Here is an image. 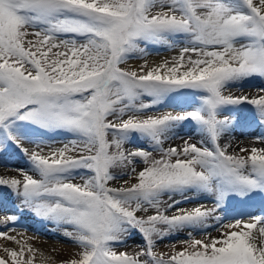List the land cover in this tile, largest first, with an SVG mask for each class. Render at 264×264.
<instances>
[{
  "label": "snow or ice",
  "instance_id": "6c2138e0",
  "mask_svg": "<svg viewBox=\"0 0 264 264\" xmlns=\"http://www.w3.org/2000/svg\"><path fill=\"white\" fill-rule=\"evenodd\" d=\"M149 45L176 54L149 64ZM257 78L264 0H0V152L27 158L0 189L76 247L60 264H264V135L222 143L245 108L264 128V86L244 92ZM17 223L0 218L17 245L0 264H54Z\"/></svg>",
  "mask_w": 264,
  "mask_h": 264
},
{
  "label": "rangeland",
  "instance_id": "374dc122",
  "mask_svg": "<svg viewBox=\"0 0 264 264\" xmlns=\"http://www.w3.org/2000/svg\"><path fill=\"white\" fill-rule=\"evenodd\" d=\"M148 51L150 55L147 57V60L159 55H168L171 54L169 52L175 51V50H168L163 47L159 46H148ZM131 62H139L140 64L144 63L143 59H131L128 61L127 66H131ZM264 83V80L261 79H253L246 83ZM245 89V88H244ZM257 88H250L249 90H256ZM180 111V107H174L173 105L164 106L159 109V111ZM241 118V123L237 126L238 128H241V130L245 131H251L253 127L257 128L259 125L252 121L251 119V112L245 108V110L239 114ZM253 126V127H252ZM191 125H186L184 128L179 129V133L181 136H186L189 134ZM238 130V129H237ZM29 134L33 137H37L40 134L38 132L33 131L32 129H29ZM260 131L264 132V128L260 127ZM49 136H55L57 137L58 141L65 139L63 135H55L50 134ZM46 138V137H45ZM199 138L198 136L196 137ZM254 138V137H251ZM52 140H56V138H53ZM180 141V140H179ZM140 141H137L139 143ZM228 142L226 139L222 140V143ZM23 146L29 149V146H31V143L28 140H24ZM166 147L169 145H165ZM30 148L29 150H31ZM27 163V158L18 150L15 146H12L7 149V151L0 152V167H16V168H22L25 167ZM0 218H3L7 216L8 214H15L18 217V223L14 226V230H9V235L17 236L18 239H28V242L32 244L35 240L41 239L43 244L46 246L47 251L49 252V256L53 257L54 264H60V261L65 260L68 258V256L75 252L77 249L76 247L67 239H65L59 231H57L53 225L48 223H41L39 219L34 218L28 211H22L18 210L19 207V201L12 196L9 192L5 191L4 189H0ZM190 204V203H188ZM193 205V204H192ZM9 206V207H8ZM262 205L257 198L255 201L250 202L248 204H240L236 201H233L230 206H228V209L226 212L220 213L221 215H227L229 218L236 216L237 213L240 212H258L261 209ZM11 226H0V230H8ZM213 235H217L218 233L213 230ZM37 236V237H35ZM186 236V233H180L178 236L165 239L163 241H159L157 248L155 249L157 252H167L170 249V245L174 242H177L179 240H183ZM5 243V245H3ZM12 241H7L3 238H0V246H8V247H17L13 244ZM142 243L141 236L139 234H133L130 239L127 241V245H139ZM43 244H32L33 247H42ZM167 246V247H166ZM179 246V245H178ZM55 249V251H53ZM125 249V248H121ZM139 250V249H138ZM0 254H3L0 252Z\"/></svg>",
  "mask_w": 264,
  "mask_h": 264
},
{
  "label": "bare ground",
  "instance_id": "6f19581e",
  "mask_svg": "<svg viewBox=\"0 0 264 264\" xmlns=\"http://www.w3.org/2000/svg\"><path fill=\"white\" fill-rule=\"evenodd\" d=\"M169 53H171V54H168V55L164 54V55L154 56V57L148 59V62H149V64H153V63L159 62L160 60H162L164 58H170L172 55L176 54V51H171ZM138 65H139V62H131V66L130 67L131 68H135ZM261 86H264V83L263 84L262 83H252V82L245 83L244 92L247 93V94H253L255 92V90H249V89L250 88H259ZM237 94H239V93H237ZM164 111H167V110H164ZM252 130L254 132L241 130V128L236 127L234 133L230 137H225V139H226V141H228L230 139L232 144H233V146L235 147L236 145L241 144V143L247 144L248 141L254 139V138H251V137H255L257 135H264V132L260 131V127H257V128L253 127ZM53 138H56L55 141H58L57 137H55V136H48L45 139L46 140H52ZM179 143H181V141H179V139H177L175 141H171V142L166 143V145L170 146V145H175V144H179ZM224 143H226V142H224ZM33 147L34 146L31 143V146H29V149L33 148ZM45 150H47V149H45ZM17 151H18V149H17ZM230 151H231V149H230ZM15 169H16V167H3L2 166V167H0V174H3V175H18V173L15 171ZM0 206H2V205L0 204ZM182 206H184V207H192L193 205L192 204H184ZM35 237H37V236H35ZM197 238H200V237L198 236ZM36 243L43 244L41 239L35 238V240H34V242L32 244H36ZM13 244L15 246H17L15 243H13ZM3 245H5V243ZM124 248L125 249H122V250H127L129 252L138 251V248H137L136 245H129V246H126ZM37 249H39L40 251H43L46 255L49 254V252L47 251V248H46V246L44 244L42 245V247H37Z\"/></svg>",
  "mask_w": 264,
  "mask_h": 264
}]
</instances>
